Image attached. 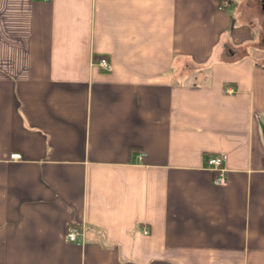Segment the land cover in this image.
<instances>
[{"label": "crops", "instance_id": "1", "mask_svg": "<svg viewBox=\"0 0 264 264\" xmlns=\"http://www.w3.org/2000/svg\"><path fill=\"white\" fill-rule=\"evenodd\" d=\"M0 264H264V0H0Z\"/></svg>", "mask_w": 264, "mask_h": 264}, {"label": "built area", "instance_id": "2", "mask_svg": "<svg viewBox=\"0 0 264 264\" xmlns=\"http://www.w3.org/2000/svg\"><path fill=\"white\" fill-rule=\"evenodd\" d=\"M95 65L102 68L106 71L112 70L111 63L106 58H100ZM226 160L225 154H215L208 158L207 165L212 169L218 172L217 177L215 178V183L218 185H222L226 183V177L224 175V162ZM145 232V231H144ZM146 233V232H145ZM83 234L82 227H70L67 232V239L72 242H77L78 237Z\"/></svg>", "mask_w": 264, "mask_h": 264}, {"label": "rangeland", "instance_id": "3", "mask_svg": "<svg viewBox=\"0 0 264 264\" xmlns=\"http://www.w3.org/2000/svg\"><path fill=\"white\" fill-rule=\"evenodd\" d=\"M254 23H255V21H254Z\"/></svg>", "mask_w": 264, "mask_h": 264}]
</instances>
